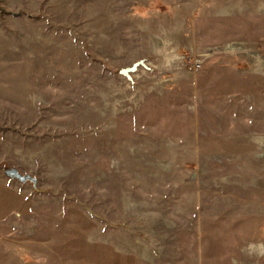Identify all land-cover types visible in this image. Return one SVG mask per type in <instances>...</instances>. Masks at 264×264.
<instances>
[{
	"label": "rangeland",
	"instance_id": "rangeland-1",
	"mask_svg": "<svg viewBox=\"0 0 264 264\" xmlns=\"http://www.w3.org/2000/svg\"><path fill=\"white\" fill-rule=\"evenodd\" d=\"M261 137L264 0H0V264H264Z\"/></svg>",
	"mask_w": 264,
	"mask_h": 264
},
{
	"label": "water",
	"instance_id": "water-1",
	"mask_svg": "<svg viewBox=\"0 0 264 264\" xmlns=\"http://www.w3.org/2000/svg\"><path fill=\"white\" fill-rule=\"evenodd\" d=\"M5 172L8 176H10L12 178H18L19 180H21L23 182L32 179L30 175L22 174L16 168H8V169H6Z\"/></svg>",
	"mask_w": 264,
	"mask_h": 264
},
{
	"label": "bare ground",
	"instance_id": "bare-ground-1",
	"mask_svg": "<svg viewBox=\"0 0 264 264\" xmlns=\"http://www.w3.org/2000/svg\"><path fill=\"white\" fill-rule=\"evenodd\" d=\"M258 142L263 143L262 141L264 140V137L257 138Z\"/></svg>",
	"mask_w": 264,
	"mask_h": 264
}]
</instances>
